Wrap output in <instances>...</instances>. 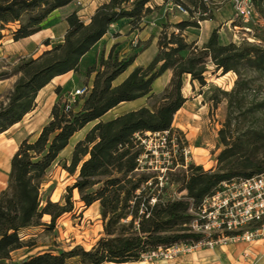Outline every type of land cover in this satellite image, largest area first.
Here are the masks:
<instances>
[{
	"label": "trees",
	"instance_id": "1",
	"mask_svg": "<svg viewBox=\"0 0 264 264\" xmlns=\"http://www.w3.org/2000/svg\"><path fill=\"white\" fill-rule=\"evenodd\" d=\"M73 1L0 0V41L7 30L14 41L39 32L50 14ZM151 1L108 0L96 8L88 23L77 10L68 14L63 42L37 57L21 59L10 75L2 73L6 78H17L0 100V134L36 108L40 90L56 76L78 73L82 58L113 24L126 19L132 28L141 27L152 11ZM163 1L184 9L188 17L163 24L157 52L147 64L136 66L117 82L141 51L121 58L112 53L102 57L100 67L93 64L86 71L94 73L89 89L71 101L63 93L65 87L58 85L48 122L35 139L21 141L11 158L7 186L0 190V264L131 263L159 247L196 242L201 234L193 232L190 224L204 199L225 180L264 171V37L263 43H222L214 29L207 42L198 46L188 39L186 31L214 19L215 1ZM253 2L264 13V0ZM168 70L171 78L157 95L154 83ZM209 71L237 74L234 87L222 91L228 112L218 131L222 149L216 169L187 164L183 145L172 162L160 168L148 148L147 133H167L170 143L174 133L182 134L173 122L188 100L183 92L185 79L190 76L192 82L197 80L204 86ZM145 96L156 98L154 104L104 119L122 102ZM212 99L220 102L217 95ZM90 123L91 128L75 143L70 163H64L69 172L78 171L68 187L66 202L48 198L42 205L44 177L75 134ZM75 189L87 207L100 204L104 232L98 241L90 249L82 245L51 248L15 259L16 251L35 244L27 231L43 224L44 215L51 216L49 227H53L61 215L74 209Z\"/></svg>",
	"mask_w": 264,
	"mask_h": 264
},
{
	"label": "rangeland",
	"instance_id": "2",
	"mask_svg": "<svg viewBox=\"0 0 264 264\" xmlns=\"http://www.w3.org/2000/svg\"><path fill=\"white\" fill-rule=\"evenodd\" d=\"M108 0H74L67 6L55 10L43 24L42 30L33 37L26 40L14 41L9 30L5 31V36L0 41V100L13 86L17 76H2L8 74L20 62L21 59L37 57L44 50L50 49L55 44L64 41L68 24L66 17L71 12L77 10L81 19L88 23L96 8ZM215 16L214 20L203 21L200 28H188L190 37H206L217 29L222 43L232 41L240 42L247 40L256 43H263L264 37V13H261L254 6V14L245 22L236 15L233 0H214ZM149 5L152 11L143 20L142 26L138 29L132 28L128 20L124 19L110 28L107 37L94 48V50L84 58L81 69L78 73L60 77L43 89L38 97V106L33 115L27 116L21 123L11 127L8 131L0 135V190L6 188L9 178L7 169L10 166L11 158L17 151L21 140L29 131L31 122L36 116L46 119L49 110L57 99L55 88L57 83L65 87L63 92L71 101L72 93L76 89H89L93 74L86 73L89 66L95 64L100 67L102 57H108L110 53L114 57H126L134 51H144L140 55L137 64H146L157 52V38L163 28L164 23H173L179 19L188 17L184 9L177 7L173 2L166 3L163 0H152ZM14 27V26H12ZM134 30V31H133ZM138 39L136 45L134 39ZM50 43V46L47 45ZM41 51V52H40ZM40 53L39 55H37ZM133 64L122 74L117 82L123 79L135 66ZM10 75V74H9ZM172 73L166 71L154 83V91L159 95L168 84ZM188 76L185 79L183 92L188 100L183 107L176 113L173 127L182 131L174 133L170 141L167 133H151L147 140L148 148L153 150L155 161L161 168L163 164L172 162L173 156L177 155L179 146L184 147V157L187 164L194 163L202 165L205 169H216L217 155L222 149L218 131L227 118L228 103L222 91H230L235 84L237 74L230 71L222 74L221 71L206 75L207 84L202 86L197 80L191 81ZM253 94L261 97L263 93L253 90ZM217 95L220 99L216 103L212 97ZM156 98L147 96L134 101L122 102L111 109L104 119H111L124 112L137 109L141 106H151ZM72 103V102H71ZM93 123L88 124L77 132L72 138L69 146L61 153L60 160L56 162L47 172L41 184L42 205L46 204L49 198L53 202L64 204L68 187L73 185L78 175L69 172L64 163H70L72 151L75 143L82 139ZM169 145V146H168ZM176 195L181 193L176 192ZM75 201L74 209L64 213L57 220L53 227H49L51 216L46 214L42 218L43 224L30 228L27 237L33 239L35 244L32 247L24 248L13 254L15 259L29 254L51 248L70 249L76 245H82L90 249L103 235V220L99 202H95L87 207L79 200L78 191H73ZM254 225L252 224L251 227ZM243 241L224 245L222 247L232 248L238 246ZM255 247L251 257H242L250 264H264V236L252 241ZM251 242V243H252ZM257 245H260L258 247ZM223 251L220 245L215 247H203L191 252H177L172 258H159L144 256L142 260L127 264H220V252ZM68 264H78L71 261ZM114 264V263H102ZM119 264V263H117Z\"/></svg>",
	"mask_w": 264,
	"mask_h": 264
},
{
	"label": "built area",
	"instance_id": "3",
	"mask_svg": "<svg viewBox=\"0 0 264 264\" xmlns=\"http://www.w3.org/2000/svg\"><path fill=\"white\" fill-rule=\"evenodd\" d=\"M236 15L247 22L254 14L253 0H233ZM186 12V11H185ZM138 39L133 40L136 45ZM86 89H76L72 96L84 94ZM254 225L251 227V225ZM192 231L201 238L189 244L159 247L147 253L150 258H172L175 253L194 251L203 247L229 245L238 241H255L264 236V171L251 177L232 178L223 181L206 197L191 221ZM254 254L251 248L245 257Z\"/></svg>",
	"mask_w": 264,
	"mask_h": 264
},
{
	"label": "crops",
	"instance_id": "4",
	"mask_svg": "<svg viewBox=\"0 0 264 264\" xmlns=\"http://www.w3.org/2000/svg\"><path fill=\"white\" fill-rule=\"evenodd\" d=\"M179 20H181V19H179ZM211 20H214V19H210V20H203V21H205V22H207V21H211ZM202 21V22H203ZM202 22H201V24H202ZM201 24H200V27H201ZM199 27V28H200ZM41 31V30H40ZM39 31V32H40ZM39 32H37V33H39ZM37 33H35V34H37ZM186 33H187V35H188V32L186 31ZM212 33V32H211ZM211 33H210V35H211ZM35 34H33V35H31V36H29V37H27V38H23V39H21V40H26V39H28V38H31V37H33ZM109 34V33H108ZM108 34H106L98 43H96V45L92 48V50L90 51V52H88V54H90L93 50H94V48L96 47V46H98V44H100L106 37H107V35ZM210 35H206V37H204V39H203V37H201V36H195V37H190L189 35H188V39L189 40H195L196 41V44L198 45V46H202L205 42H207V40L209 39V37H210ZM20 41V40H19ZM16 42H18V41H16ZM49 46H50V44H49ZM157 49H158V47H157ZM41 52V51H40ZM145 52V49H144V51H142V52H140L139 53V55H138V57L136 58V60H135V62L133 63V64H136L135 66H138L139 64H137V60H138V58L140 57V55L141 54H143ZM40 53H38L37 55H39ZM88 54H86L83 58H82V61H81V66H82V62H83V60H84V58H86V56L88 55ZM151 60V59H150ZM149 60V61H150ZM148 63V62H147ZM146 63V64H147ZM132 64V65H133ZM93 65V64H92ZM140 65H145V64H140ZM135 68V67H134ZM133 68V69H134ZM132 69V70H133ZM131 70V71H132ZM130 71V72H131ZM168 71H170V70H168ZM171 72V71H170ZM73 73V71H70V72H68V73H66V74H63V75H59V76H56L49 84H47L44 88H42L41 90H40V92H39V94H38V97H39V95H40V93L43 91V89H45V88H47L48 86H50L51 84H53L54 82H56V80L58 79V78H60V77H63V76H67V75H70V74H72ZM127 76V75H126ZM125 76V77H126ZM124 77V78H125ZM123 78V79H124ZM123 79H121V80H123ZM120 80V81H121ZM157 81V80H156ZM155 81V82H156ZM91 82H92V80H91ZM91 82H90V84H91ZM58 85H62V84H60V83H57V85L56 86H58ZM155 85V84H154ZM63 86V85H62ZM90 86V85H89ZM38 97H37V106H38ZM55 102V101H54ZM54 102H53V104H54ZM53 104H52V106H53ZM37 106H36V108H37ZM52 106H51V108H52ZM36 108L33 110V111H31L30 113H28L20 122H18V123H16V124H14L13 126H15V125H17V124H19V123H21L23 120H25L26 119V117L27 116H30V115H33V112H35V110H36ZM50 112H51V109L49 110V115L47 116V118L46 119H44V118H38V116H36V118L34 119V121H32L31 122V125H30V127H29V131L27 132V134H26V136L23 138V139H25V138H27V137H30L31 139H35L36 137H37V135L39 134V132L41 131V129H42V127L48 122V120H49V118H50ZM12 126V127H13ZM9 130V129H8ZM7 130V131H8ZM6 132V131H5ZM4 133V132H3ZM2 133V134H3ZM1 135V134H0ZM22 139V140H23ZM21 140V141H22ZM10 169H11V162H10V166H9V168L7 169V171H8V173L10 172ZM3 189H5V188H3ZM2 189V190H3ZM254 243L252 242H247V241H243V242H241L238 246H235V247H232V248H228V247H222L221 246V249L223 250V251H221L220 252V264H250L249 262H247L243 257H242V253L243 252H245L248 248H251L252 250H253V252H254V250H255V247H254V245H253ZM224 246V245H223ZM258 247H260V245H257Z\"/></svg>",
	"mask_w": 264,
	"mask_h": 264
},
{
	"label": "bare ground",
	"instance_id": "5",
	"mask_svg": "<svg viewBox=\"0 0 264 264\" xmlns=\"http://www.w3.org/2000/svg\"><path fill=\"white\" fill-rule=\"evenodd\" d=\"M114 264H117V263H114ZM122 264H127V263H122Z\"/></svg>",
	"mask_w": 264,
	"mask_h": 264
}]
</instances>
